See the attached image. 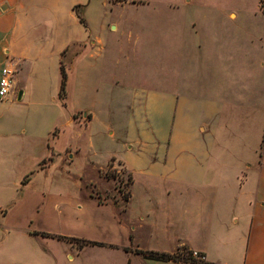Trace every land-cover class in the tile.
<instances>
[{
    "label": "rangeland",
    "instance_id": "374dc122",
    "mask_svg": "<svg viewBox=\"0 0 264 264\" xmlns=\"http://www.w3.org/2000/svg\"><path fill=\"white\" fill-rule=\"evenodd\" d=\"M67 1L59 0V6ZM261 4L264 6V0H82L80 6H73V17L78 15L85 24L84 28L75 17L73 35H81L86 42L73 44L61 56L68 91L63 101L66 113L73 108L89 114L90 121L79 125L81 116L74 114L75 124L53 135L57 136L52 139L53 152L39 164L42 171L35 172L33 166L20 173L13 184L9 182L2 203L6 215L0 219L9 231L3 232L0 227V264L13 260L18 247L32 245L49 247L56 264L139 260L116 249L121 246L140 252L173 249L180 240L179 229L168 223L163 227V218L157 212L159 228L154 234L143 226L131 237L127 227H120L136 217L134 212H121L131 178L119 161L131 157L160 165L167 136H189L192 128L201 123L207 126L209 103L242 96L231 94V88L235 91L254 86L255 95V32L264 31ZM181 7L200 12L174 13ZM189 22L201 24L195 35L186 30L185 23ZM111 26L116 29L111 30ZM210 33L217 37L230 33V60H213L208 52ZM96 39L103 54L97 52V45L86 49ZM182 54L187 59H177ZM133 89L147 92L134 93ZM256 93V103L258 107L262 103L264 110V98L262 102L258 90ZM142 97L148 101L147 115L133 121L132 107L141 103ZM176 101L179 104L174 108ZM240 112L238 109L233 115ZM243 114L247 121L241 128L251 131L255 125L248 111ZM263 121L264 115L262 118L259 112L258 136ZM136 170L132 173L136 182L159 180L158 176L144 178ZM103 203L107 206L98 205ZM24 231L55 237L41 241L25 236ZM68 242L89 246L77 256L72 254L68 261Z\"/></svg>",
    "mask_w": 264,
    "mask_h": 264
},
{
    "label": "crops",
    "instance_id": "0c3cea01",
    "mask_svg": "<svg viewBox=\"0 0 264 264\" xmlns=\"http://www.w3.org/2000/svg\"><path fill=\"white\" fill-rule=\"evenodd\" d=\"M81 3L82 0H68L61 7L59 0H0V68L7 66L15 70L11 91L0 101V219L6 215L2 203L9 182L13 184V180L30 167L36 166L37 173L42 171L39 164L45 163L53 152L52 139L57 138L53 135L75 124L74 114L81 116L79 125L90 121L89 114H81L73 108L66 113V107L58 98L61 54L73 44L86 42L81 35L75 37L72 32L75 23L72 8ZM187 9L181 7L174 13L200 12L195 8ZM227 16L231 17L232 13ZM185 25L193 35L196 28L201 27L194 22ZM255 35L256 92L258 90L263 102V29L257 30ZM99 42L98 39L90 41L86 49L97 45V52L103 54ZM232 48L230 33L219 37L210 33L208 52L214 61L230 60ZM185 55L177 59L185 60ZM253 87H240L235 91L231 88V94L242 93L237 100L209 103L207 126L201 123L191 129L189 136H167L160 165L131 157L119 161L131 178L126 187L125 208L121 212L124 215L134 212L136 217L120 227H127L131 237L143 226L148 232L156 233L159 228L155 218L157 212L163 218V227L166 223L175 225L181 235L173 249L160 253L195 252L207 264H264V121L259 136L256 129L258 113L261 112L263 118L264 110L262 103L259 107L256 103L257 93L253 94ZM67 92L66 88V95ZM133 92L146 94L147 91L133 89ZM141 100L132 107L133 121L147 115L148 101L146 97ZM178 104L176 101L174 108ZM238 109L241 112L234 116ZM244 110L255 125L251 131L241 128L247 121ZM206 133L207 136H202ZM136 146H140V140ZM143 163H147L144 168ZM134 170L144 178L158 176L159 180L136 182L132 179ZM0 227L3 232L9 231L1 224ZM23 233L27 237H39L41 241L55 237ZM68 243L65 249L68 261L72 260V254L77 256L89 246ZM116 249L128 258H139L136 262L127 259L123 264H176L147 259L137 253L140 250L136 248L121 246ZM4 264H56V259L45 245L21 246L14 259Z\"/></svg>",
    "mask_w": 264,
    "mask_h": 264
},
{
    "label": "trees",
    "instance_id": "16d2710c",
    "mask_svg": "<svg viewBox=\"0 0 264 264\" xmlns=\"http://www.w3.org/2000/svg\"><path fill=\"white\" fill-rule=\"evenodd\" d=\"M260 9H261L262 13L264 14V6L262 4L260 5ZM75 17L78 20V22L85 28V24H84L83 19L81 17H79L78 15H76ZM64 53H65V51L62 52L61 56ZM59 77H60V80H59V88H58V98L61 101L62 105L65 106V103L63 100L66 97L67 76H66L65 68L61 62H59ZM128 179H129V176H128ZM138 252H140V251H138ZM140 253H142V255L147 259L157 260V261H173L176 264H183V263L207 264V263L203 262V258H202V260L194 259L191 256L190 251H185V254H178V253L166 254V253H159V252H153V251H144V252H140ZM199 256H201V255H199Z\"/></svg>",
    "mask_w": 264,
    "mask_h": 264
},
{
    "label": "built area",
    "instance_id": "2783aa9c",
    "mask_svg": "<svg viewBox=\"0 0 264 264\" xmlns=\"http://www.w3.org/2000/svg\"><path fill=\"white\" fill-rule=\"evenodd\" d=\"M14 69L3 66L0 68V101L5 99L11 91ZM194 259L202 260V257L195 252H191Z\"/></svg>",
    "mask_w": 264,
    "mask_h": 264
},
{
    "label": "water",
    "instance_id": "95a60500",
    "mask_svg": "<svg viewBox=\"0 0 264 264\" xmlns=\"http://www.w3.org/2000/svg\"><path fill=\"white\" fill-rule=\"evenodd\" d=\"M19 96H20V92H18V95H17V100L19 99Z\"/></svg>",
    "mask_w": 264,
    "mask_h": 264
}]
</instances>
